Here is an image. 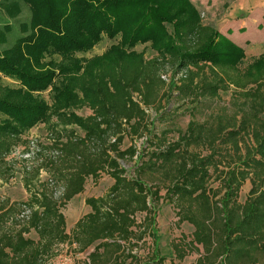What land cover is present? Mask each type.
<instances>
[{"label": "trees", "instance_id": "16d2710c", "mask_svg": "<svg viewBox=\"0 0 264 264\" xmlns=\"http://www.w3.org/2000/svg\"><path fill=\"white\" fill-rule=\"evenodd\" d=\"M26 9L28 27L0 53V74L19 84L0 79V180L15 177L17 163L9 159L21 148L38 164L23 167L27 202L0 200V264H49L63 245L90 252L86 264H166L157 224L164 202L179 224L194 228L190 238L173 242L175 259L196 254L193 264H264V178L241 202L245 179L230 168L220 186H209L204 158L170 177L197 131L194 121L186 131L174 129L164 101L217 100L231 90L224 67L243 51L205 23L190 0H0V44L13 31L7 20ZM105 37L116 43L86 57ZM141 45L155 55L147 58ZM84 109L89 113L80 115ZM162 122L170 126L160 130ZM42 125L52 138L34 150L27 136ZM257 137L264 149V126ZM126 139L132 144L124 149ZM122 162H134L132 170ZM103 175L113 185L105 196L86 199L91 212L69 233L62 210L89 178ZM146 238L152 247L141 257L135 250Z\"/></svg>", "mask_w": 264, "mask_h": 264}, {"label": "rangeland", "instance_id": "374dc122", "mask_svg": "<svg viewBox=\"0 0 264 264\" xmlns=\"http://www.w3.org/2000/svg\"><path fill=\"white\" fill-rule=\"evenodd\" d=\"M198 10L205 23L213 25L226 40L243 51V58L235 63L224 67L228 80L232 82L231 90L223 92L215 101L202 100L197 104L189 101H179L173 98L164 101L163 106L171 116H174L176 128L187 130L191 121L196 122V140L188 148L184 149L170 166L171 179L180 175L184 166L190 163L194 157L204 158L209 162L208 171L203 176V182L217 188L227 177V170H236L237 177L245 179L240 201L244 202L249 194L254 181L259 182L264 178V169L256 168L258 164H264V149L257 137L260 128L264 126V0H190ZM31 19V11L26 9L18 19L7 20L13 31L6 35L5 44H0V53L5 47L11 46L16 39L22 36V29L28 27ZM24 24V25H22ZM171 30V27L169 26ZM115 41L104 38V40L86 54V57L103 54ZM138 51H145L146 57L150 58L155 52L149 45H141ZM3 85L16 87L18 82L0 74ZM48 98V95L43 94ZM193 106H195L194 109ZM89 111L82 110L80 115L85 116ZM154 117L156 113L149 111ZM170 126V123H159L160 130ZM232 133H238L232 137ZM173 136V135H171ZM51 133L45 126H39L30 131L27 140L35 150L36 145H48ZM144 139L136 140L138 149L142 148ZM126 139L123 148L131 145ZM22 148L10 157L17 163L15 177L9 182L0 180V200L15 202H27L30 195L25 190L22 177L23 167L30 168L37 165L33 156H23ZM231 156V157H229ZM128 171L132 170L134 162H122ZM248 171L242 177L241 173ZM49 177L43 174L45 180ZM114 181L107 175H103L98 182L92 178L87 180L85 192L75 197L63 210L66 217L68 232L71 233L75 224L85 215L91 212L86 205V199L105 196ZM57 196L61 190L55 188ZM165 190L162 194H165ZM143 216H138L141 221ZM158 235L160 237V250L167 258L166 264H193L198 255L191 254L184 261L175 259L172 254L173 242L179 243L182 236H192L194 228L188 224H179L174 206L164 202L160 206L157 218ZM32 238L38 239L36 234ZM152 239L146 238L141 242L138 251L141 257L146 256L152 247ZM134 251V253H135ZM90 252L76 254L67 245L59 247L58 254L49 264H86Z\"/></svg>", "mask_w": 264, "mask_h": 264}, {"label": "built area", "instance_id": "2783aa9c", "mask_svg": "<svg viewBox=\"0 0 264 264\" xmlns=\"http://www.w3.org/2000/svg\"><path fill=\"white\" fill-rule=\"evenodd\" d=\"M27 157H29V155Z\"/></svg>", "mask_w": 264, "mask_h": 264}]
</instances>
